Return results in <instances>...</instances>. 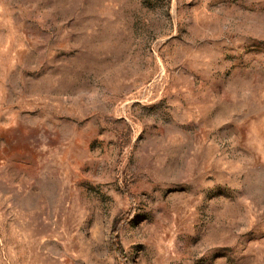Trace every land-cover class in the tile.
<instances>
[{"label":"rangeland","instance_id":"obj_1","mask_svg":"<svg viewBox=\"0 0 264 264\" xmlns=\"http://www.w3.org/2000/svg\"><path fill=\"white\" fill-rule=\"evenodd\" d=\"M0 264H264V0H0Z\"/></svg>","mask_w":264,"mask_h":264}]
</instances>
